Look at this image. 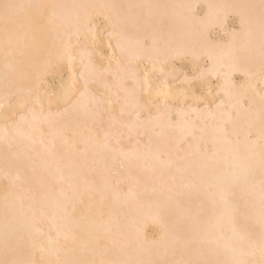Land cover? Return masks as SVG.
<instances>
[{
	"label": "bare ground",
	"instance_id": "obj_1",
	"mask_svg": "<svg viewBox=\"0 0 264 264\" xmlns=\"http://www.w3.org/2000/svg\"><path fill=\"white\" fill-rule=\"evenodd\" d=\"M0 264H264V0H0Z\"/></svg>",
	"mask_w": 264,
	"mask_h": 264
},
{
	"label": "rangeland",
	"instance_id": "obj_2",
	"mask_svg": "<svg viewBox=\"0 0 264 264\" xmlns=\"http://www.w3.org/2000/svg\"><path fill=\"white\" fill-rule=\"evenodd\" d=\"M230 23H231V24H233V22H232V21H231ZM56 77H59V74H58V73H57ZM56 79H57V78H56ZM55 81H57V80H55Z\"/></svg>",
	"mask_w": 264,
	"mask_h": 264
},
{
	"label": "snow or ice",
	"instance_id": "obj_3",
	"mask_svg": "<svg viewBox=\"0 0 264 264\" xmlns=\"http://www.w3.org/2000/svg\"><path fill=\"white\" fill-rule=\"evenodd\" d=\"M6 7H7V5H6Z\"/></svg>",
	"mask_w": 264,
	"mask_h": 264
}]
</instances>
